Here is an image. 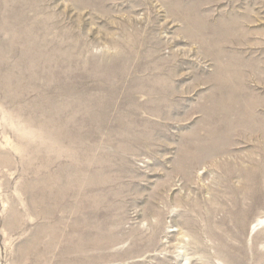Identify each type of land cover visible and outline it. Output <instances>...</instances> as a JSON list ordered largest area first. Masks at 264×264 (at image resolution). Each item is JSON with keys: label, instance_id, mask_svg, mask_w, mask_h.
I'll return each instance as SVG.
<instances>
[{"label": "rangeland", "instance_id": "rangeland-1", "mask_svg": "<svg viewBox=\"0 0 264 264\" xmlns=\"http://www.w3.org/2000/svg\"><path fill=\"white\" fill-rule=\"evenodd\" d=\"M260 170L264 0H0V264H264Z\"/></svg>", "mask_w": 264, "mask_h": 264}, {"label": "bare ground", "instance_id": "bare-ground-1", "mask_svg": "<svg viewBox=\"0 0 264 264\" xmlns=\"http://www.w3.org/2000/svg\"><path fill=\"white\" fill-rule=\"evenodd\" d=\"M7 23V22H6ZM14 24V23H13ZM19 24H21V23H19ZM14 25H16V22H15V24ZM31 30V29H30ZM35 30V29H34ZM12 31V30H11ZM13 32V31H12ZM27 32V31H26ZM29 32V31H28ZM33 32H36V31H33ZM10 33V32H9ZM18 33V32H17ZM16 33V34H17ZM14 34V33H13ZM32 34V33H31ZM30 34V35H31ZM10 35V34H9ZM30 38H31V36H30ZM24 39V38H23ZM39 40V39H38ZM42 40H44V39H42ZM45 44V43H44ZM49 44V43H48ZM47 54V53H46ZM243 80V79H242ZM230 81V80H229ZM239 91H240V89H239ZM238 91V92H239ZM234 94V93H233ZM240 94V93H239ZM235 95V94H234ZM236 96V95H235ZM234 96V97H235ZM238 96V95H237ZM240 96V95H239ZM243 96V95H242ZM231 97H233V96H231ZM233 97V98H234ZM244 97V96H243ZM96 98V97H95ZM240 99V98H239ZM247 99V98H246ZM238 100V99H237ZM242 100H243V98H242ZM87 103V102H86ZM98 104V103H97ZM260 165V164H259ZM259 167V166H258ZM261 167V166H260ZM261 172H259V174H261L262 176L264 175V170H260ZM248 188V187H247ZM249 189V188H248ZM215 219V218H214ZM210 223L211 222H213L212 221V219H211V221H209ZM218 226V225H217ZM235 231V230H234ZM211 232H212V235L214 234V236L220 241L219 242V246L217 247V248H220V250L222 251V250H226L227 248H228V246L230 245V244H228V240H227V238L229 237L228 236V234L229 233H231V232H227V231H223V232H220V231H217V230H214V229H211ZM240 232V231H239ZM236 234V233H235ZM237 237V236H236ZM214 239V238H213ZM232 240V239H231ZM115 241V240H114ZM250 249V248H249ZM232 255V254H231ZM215 256V255H214ZM234 256V255H233ZM207 259V258H206ZM218 259V258H217ZM219 260V259H218ZM234 264H239L238 262H236V261H234Z\"/></svg>", "mask_w": 264, "mask_h": 264}]
</instances>
